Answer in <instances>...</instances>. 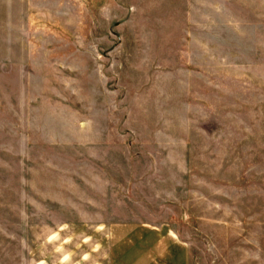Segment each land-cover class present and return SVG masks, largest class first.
Wrapping results in <instances>:
<instances>
[{
	"label": "rangeland",
	"instance_id": "1",
	"mask_svg": "<svg viewBox=\"0 0 264 264\" xmlns=\"http://www.w3.org/2000/svg\"><path fill=\"white\" fill-rule=\"evenodd\" d=\"M139 224L264 264V0H0V264Z\"/></svg>",
	"mask_w": 264,
	"mask_h": 264
},
{
	"label": "crops",
	"instance_id": "2",
	"mask_svg": "<svg viewBox=\"0 0 264 264\" xmlns=\"http://www.w3.org/2000/svg\"><path fill=\"white\" fill-rule=\"evenodd\" d=\"M121 240L113 264H189L188 246L166 226L127 225Z\"/></svg>",
	"mask_w": 264,
	"mask_h": 264
}]
</instances>
